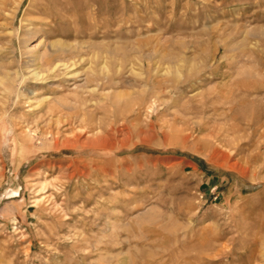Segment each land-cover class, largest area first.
Listing matches in <instances>:
<instances>
[{"label":"rangeland","instance_id":"374dc122","mask_svg":"<svg viewBox=\"0 0 264 264\" xmlns=\"http://www.w3.org/2000/svg\"><path fill=\"white\" fill-rule=\"evenodd\" d=\"M0 264H264V0H0Z\"/></svg>","mask_w":264,"mask_h":264},{"label":"bare ground","instance_id":"6f19581e","mask_svg":"<svg viewBox=\"0 0 264 264\" xmlns=\"http://www.w3.org/2000/svg\"><path fill=\"white\" fill-rule=\"evenodd\" d=\"M53 6H54V5H53ZM44 7H45V6H44ZM51 8H52V7H51ZM45 11H46V9H45ZM54 11H55V10H54ZM47 14H48V13H47ZM50 16H51V15H50ZM53 16H56V15H53ZM58 16H59V15H58ZM46 19H47V18H46ZM59 19H60V18H59ZM42 26H43V25H42ZM54 31H55V30H54ZM51 46H52V45H51ZM54 51H55V50H54ZM53 53H54V52H53ZM55 55H57V53H55ZM60 55H61V54H60ZM55 57L57 58V56H55ZM55 57H54V58H55ZM54 58H53V60H54ZM48 59H49V58H48ZM48 59H47V60H48ZM49 60H50V59H49ZM46 66H47V65H46ZM52 66H53V65H52ZM54 67H55V66H54ZM51 68H52V67H50V69H51Z\"/></svg>","mask_w":264,"mask_h":264}]
</instances>
